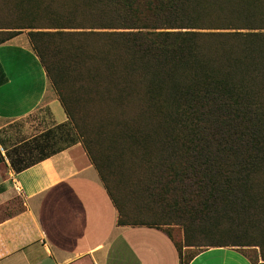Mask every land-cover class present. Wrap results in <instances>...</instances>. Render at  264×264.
<instances>
[{"label":"trees","instance_id":"obj_1","mask_svg":"<svg viewBox=\"0 0 264 264\" xmlns=\"http://www.w3.org/2000/svg\"><path fill=\"white\" fill-rule=\"evenodd\" d=\"M0 7V45L27 31L68 117L5 148L16 172L81 142L118 225L164 229L181 264L210 247L264 264V0Z\"/></svg>","mask_w":264,"mask_h":264},{"label":"crops","instance_id":"obj_2","mask_svg":"<svg viewBox=\"0 0 264 264\" xmlns=\"http://www.w3.org/2000/svg\"><path fill=\"white\" fill-rule=\"evenodd\" d=\"M8 82L0 86V264H181L164 229L117 224V209L78 142L16 172L6 149L68 121L47 72L22 34L0 45ZM40 111L52 125L27 134ZM34 129V126H33ZM189 264H254L240 249L210 247Z\"/></svg>","mask_w":264,"mask_h":264},{"label":"rangeland","instance_id":"obj_3","mask_svg":"<svg viewBox=\"0 0 264 264\" xmlns=\"http://www.w3.org/2000/svg\"><path fill=\"white\" fill-rule=\"evenodd\" d=\"M1 8V7H0ZM1 9H3L4 11H1L0 10V18H11L12 17V14L10 13V11L4 7H2ZM23 36L27 37V31H24L21 33ZM54 91H56L54 89ZM47 115H45L44 119H42V116L40 115V111L37 112L36 115H31L27 118H25L23 121H19L15 124H11L8 126V128L10 127H18V126H25V128H27V130H29V132L27 134H30V132H32V134L36 133V132H39L41 131L42 128H47L49 126L52 125V121H47ZM33 126H34V129H33ZM102 181V180H101ZM169 229L171 230V232L175 235V239L176 241L181 245L183 246V242H184V235H183V230L180 226H170ZM244 253H246V255H249V257H253L251 258L252 260H256L257 262V257H256V252L254 250H250V249H247V250H243ZM186 252L189 254V255H193L195 252H197V249H189V250H186ZM188 255V256H189ZM254 261V264L256 263Z\"/></svg>","mask_w":264,"mask_h":264}]
</instances>
